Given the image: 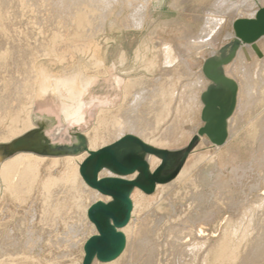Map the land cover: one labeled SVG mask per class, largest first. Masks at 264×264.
I'll return each instance as SVG.
<instances>
[{"label": "rangeland", "instance_id": "374dc122", "mask_svg": "<svg viewBox=\"0 0 264 264\" xmlns=\"http://www.w3.org/2000/svg\"><path fill=\"white\" fill-rule=\"evenodd\" d=\"M83 1L0 0V170L2 165L19 155L44 159L79 156L88 145L89 133L94 131L96 136L97 133L100 135L104 119L113 118L119 112L129 80H137L140 77L146 81L149 78L147 82H152L160 78L163 92H179L181 85L191 82L190 78L192 81L197 77L203 78L201 69L204 63L213 59L220 48L233 41L224 38L225 32L233 34L231 16L226 18L222 33L217 35L213 42H191V38L195 34L198 35L203 27L205 14L213 10L211 4L215 0H148L140 29L130 28L127 22L132 17L139 16L138 7L144 0H114L112 3V0H106L107 3L105 0H95L96 3L92 0L91 4L85 0L87 6ZM243 1L252 10L264 7V2L260 0ZM98 2L103 5L97 4ZM174 4H177V8ZM98 5L109 7H106L109 10L105 8L106 17L101 27H98V16L104 8L99 10ZM248 17L249 14L244 16ZM92 20L95 25L97 20L99 21V33ZM88 22L96 27L91 28L94 36L89 32L91 25ZM258 44L262 46V43ZM163 45L170 46L178 60L170 70L183 66L187 73H190L189 77L182 81L176 77L178 71L172 70L174 78L171 75L170 80L167 79L170 70L161 68L164 62ZM95 47L98 60L104 62L102 64L106 74L102 76H96L98 70L91 61ZM237 52L238 50L227 64L221 66L223 75L232 69L230 79L240 83L236 99L239 107L228 144L211 152L204 146L201 147L197 138L196 144L186 154L185 150L191 141V138L186 137L178 147L168 148L173 150L170 153L176 156L164 175H170L177 170L176 176L163 187L155 189L152 195L133 191L136 197H133L132 202L138 208L133 218V228L127 233L128 247H135L130 264H146L151 258L153 264H178L180 254L187 250L193 251V259H183L181 264H264V58L259 60L252 54L247 55L249 51H243V64L247 63L243 68L240 57L235 58ZM32 60L35 62L31 63ZM250 66L254 67L250 69ZM241 68L244 69V75L240 72ZM35 70H42L52 79L76 78L75 84L94 76V82L81 97V114L84 117L81 122L73 124L65 121L60 105L69 106V101L59 99L60 105L53 101L54 103L42 107L36 106L34 99L30 105L26 103L28 97L37 91L36 85H31ZM246 70L248 73H245ZM25 74L28 75L26 81ZM37 77L40 78L38 73ZM204 80L208 86L211 85L206 78ZM23 82L25 86L21 87L19 84ZM244 84L247 86L244 87ZM22 88L23 91L25 89L24 92L20 91ZM62 93L61 97L67 98L63 90ZM167 104L169 117L162 122L158 130L174 119H184L176 114L181 109L176 95L169 98ZM27 111L30 112L31 128L24 124ZM104 112L108 113L106 117ZM190 116L193 126L197 129L203 126L199 112L194 111ZM57 129H61V132L56 133ZM226 129L228 130V123ZM198 155L212 159L177 178L185 164ZM48 166L47 163L41 166L40 179L38 177L37 182H33L26 191L17 184L15 189H10L0 176V264H82L83 238L86 233L80 220L83 214L82 203L79 201L75 206L70 205V198L68 197V200L63 194L55 198L56 202L51 201L48 205L42 200V184L45 180L49 177H61L65 173L63 168ZM255 184H258V187ZM73 192L78 194L76 189ZM74 198L76 199V196ZM52 209L57 212L54 213ZM147 238L152 240V244ZM254 240L255 244L250 243ZM137 241L138 244L135 245ZM74 244L77 247H74ZM221 247L227 251L237 250L235 263L222 258ZM95 264L102 263L96 261Z\"/></svg>", "mask_w": 264, "mask_h": 264}, {"label": "bare ground", "instance_id": "6f19581e", "mask_svg": "<svg viewBox=\"0 0 264 264\" xmlns=\"http://www.w3.org/2000/svg\"><path fill=\"white\" fill-rule=\"evenodd\" d=\"M8 1V0H7ZM85 1V0H84ZM83 1V2H84ZM89 2L92 0H88ZM95 1V0H93ZM92 1V2H93ZM100 1V0H99ZM110 1V0H108ZM116 1V0H115ZM124 1H128V0H124ZM143 1V0H142ZM150 1V0H149ZM148 0H144L141 5L138 7L139 8V16L136 18L132 17L131 19H129V21L127 22V26L129 25V27L131 28H136V29H140V27H142L143 24V16H144V11L147 8V4L149 2ZM201 1V0H200ZM262 3L264 2V0H260ZM4 2V1H3ZM2 2V3H3ZM74 2V0H73ZM78 2V1H77ZM76 2V3H77ZM82 2V1H80ZM105 2L107 3V1L105 0ZM104 2V3H105ZM114 2V0L111 1V3ZM202 2V1H201ZM206 2V1H205ZM210 2V0H209ZM208 2V3H209ZM1 3V4H2ZM96 3V1L94 2ZM4 4V3H3ZM6 4V2H5ZM91 4V2L89 3ZM97 4H102V3H97ZM205 4V3H203ZM211 4V3H209ZM80 5V3L78 4ZM84 5H88L87 3ZM94 5V4H93ZM98 5V9L99 8H104V6H100ZM103 5V4H102ZM111 5V4H110ZM109 5V6H110ZM177 5V4H176ZM176 5L174 4V7H176ZM213 6V10L211 12H208L205 14V17L203 19V27H201L200 32L198 35L195 34V36H193L191 38V42L193 41V43H208L210 41H212L217 35L221 34L223 31V28L225 26L226 23V18L227 17H233V22L237 19H242L244 18L245 15L249 14L250 17L252 18L255 14V12L258 10V8H256V10H252L251 7L249 5L245 4V1L240 0V1H234V0H215L214 2H212L211 4ZM76 6V5H75ZM81 6V5H80ZM113 6V5H111ZM192 6V5H191ZM77 7V6H76ZM89 7V6H88ZM93 7V6H92ZM96 7V4H95ZM108 6H105V8ZM209 7V6H208ZM211 7V6H210ZM91 8V7H90ZM89 8V9H90ZM102 8V9H103ZM104 8V9H105ZM109 8V7H108ZM106 8V9H108ZM177 8V7H176ZM196 8V7H195ZM204 8V7H203ZM88 9V11H89ZM102 10L101 14L98 16L99 20H100V25L98 27H101L102 22H104L103 20L106 17V9ZM111 9V8H110ZM197 9V8H196ZM205 9V8H204ZM207 9V6H206ZM92 10H96L97 9H93ZM101 10V9H99ZM109 10V9H108ZM192 10V9H191ZM194 11V10H193ZM200 11V10H199ZM87 12V11H86ZM99 12V11H98ZM109 12V11H108ZM205 12V11H203ZM90 13V12H89ZM92 13V12H91ZM194 13V12H193ZM84 14V13H83ZM82 14V16H84ZM88 14V12H87ZM187 14V13H186ZM190 14V13H189ZM192 14V13H191ZM89 15V14H88ZM108 15V14H107ZM188 15V14H187ZM197 15V14H196ZM199 15V14H198ZM81 16V15H80ZM79 16V17H80ZM203 17V15H201ZM97 17V16H96ZM109 17V16H108ZM84 18V17H83ZM81 18V19H83ZM88 18V17H86ZM96 19V18H95ZM98 19V18H97ZM199 19V18H198ZM232 19V18H231ZM230 19V20H231ZM89 20V18H88ZM84 21V20H81ZM200 21V20H199ZM124 22V21H123ZM126 22V21H125ZM232 22V24H233ZM93 23V20H92ZM97 25L99 24V21L97 20ZM201 23V22H199ZM88 24H90L88 22ZM95 25V23H93ZM93 24H90V30L89 32L93 35L92 30L95 29L97 27V25L93 26ZM123 25H125V23H123ZM198 25V24H197ZM201 25V24H200ZM232 26V25H231ZM230 26V27H231ZM93 27V29L91 30V28ZM95 27V28H94ZM97 27V29H98ZM128 28V27H127ZM186 29V28H185ZM99 30L98 31L99 33ZM101 30H103L101 28ZM95 31V32H96ZM191 31V30H190ZM196 31V30H195ZM199 31V30H198ZM88 32V33H89ZM87 33V34H88ZM89 33V34H90ZM198 33V32H197ZM233 33V30H232ZM189 34V33H188ZM91 35V36H92ZM95 35V34H94ZM93 35V36H94ZM185 38V37H184ZM218 38V37H217ZM225 39H233V41L235 40L234 34H231L229 32H225L224 35ZM179 40V39H178ZM186 41V40H185ZM214 41V40H213ZM212 41V42H213ZM217 41V40H215ZM232 41V42H233ZM211 42V43H212ZM232 42L229 43L226 46H223L222 48H220L218 50V52L214 55L215 57L213 59L219 61L224 59L225 57H227L228 55H230L231 53V45ZM162 43V42H161ZM258 43H262V46H259ZM93 44V43H92ZM163 44V43H162ZM167 44V43H166ZM97 45V44H96ZM95 45V46H96ZM183 45V44H182ZM93 46V45H92ZM98 46V45H97ZM175 46V45H174ZM100 48V47H99ZM163 50H162V55L164 58V62L162 63V67L164 69H171V67L174 65V63H176L177 58L174 56L173 50L170 48V46L168 45H163ZM179 48V47H178ZM196 48V47H195ZM195 50V49H194ZM238 52L236 54L235 58H239L241 65L243 66V68L245 67L243 63H244V59L243 56L241 57V54L243 53V51H249L248 54H252V56H254L256 59L262 60L264 58V37H262L259 41H257L255 44L253 45H241L239 46V48L237 49ZM88 51V50H87ZM182 51V50H181ZM158 52V51H157ZM179 52V51H178ZM177 52V53H178ZM75 53V52H74ZM93 55L91 57V61L93 62L94 67L96 68V70H98L96 73V76L100 75H105L106 72L104 71L103 68V64L104 62H101L100 60H98V51L95 47L94 52H92ZM100 53V51H99ZM76 54V53H75ZM183 54V53H182ZM193 54V53H192ZM214 54V53H213ZM212 54V55H213ZM77 55V54H76ZM179 55V54H178ZM246 55V53H245ZM24 56V54H23ZM78 56V55H77ZM183 56V55H182ZM189 56V53H188ZM246 57V56H245ZM156 58V57H155ZM160 58V57H159ZM179 58V57H178ZM67 59V58H66ZM162 59V58H161ZM182 59V58H181ZM206 59V58H205ZM184 60V59H183ZM19 61V60H18ZM17 61V62H18ZM104 61V60H103ZM163 61V60H162ZM178 61V60H177ZM251 61V60H250ZM2 62V61H1ZM0 62V63H1ZM8 62V61H6ZM13 62V61H12ZM31 63H34L35 61L32 60L30 61ZM75 62V61H74ZM90 62V61H89ZM258 62V61H257ZM4 63V62H3ZM10 63V62H8ZM19 63V62H18ZM234 63V62H233ZM256 63V62H255ZM5 64V63H4ZM13 64V63H11ZM178 64V63H177ZM182 64V63H181ZM16 65V63H15ZM15 65H13V67H15ZM20 65V64H19ZM253 65V64H252ZM21 66V65H20ZM82 66V65H81ZM160 66V65H159ZM176 66V65H175ZM235 66V65H234ZM257 66V65H256ZM85 67V65H84ZM106 67V66H105ZM254 67V66H252ZM250 66V69L252 68ZM16 68H20V67H16ZM83 68V67H82ZM160 68V69H161ZM81 69V68H80ZM86 69H88L86 67ZM90 69V68H89ZM246 69V68H245ZM79 70V69H78ZM95 70V71H96ZM106 70V69H105ZM172 70H174L175 72L178 71L177 76L180 80L185 79L187 77H189L190 73H187L186 68L185 67H175ZM172 70H170V72L166 71V73L168 72L167 76L169 78V76H171V72ZM202 70V69H201ZM232 70V69H231ZM231 70H228L225 75L227 76V78L230 79L232 72ZM239 70V69H238ZM248 70V69H247ZM246 70L245 73H248V71ZM161 71V70H160ZM173 71V72H174ZM233 71V70H232ZM244 69L241 68L240 72H243ZM250 71V70H249ZM81 72V71H80ZM91 72V71H90ZM174 72V74H175ZM219 73H222V68L218 69ZM239 72V73H240ZM37 73L39 74L40 78L37 77ZM49 73V72H48ZM86 73V71H85ZM92 73V72H91ZM90 73V74H91ZM164 73V72H162ZM237 74V71L235 72ZM238 73V74H239ZM257 73V71H256ZM242 75H244V72L241 73ZM252 74V71H251ZM26 75V74H25ZM88 75V74H87ZM83 76V74H82ZM89 76V75H88ZM95 76V77H96ZM99 76V77H100ZM166 76V75H165ZM166 76V77H167ZM173 76V75H172ZM236 76V75H235ZM240 76V74H239ZM249 76V75H246ZM94 77V76H93ZM92 78H87L84 82H80L78 84H75V79L72 78H68V79H52L49 77V75L47 76V73L43 72L42 70L40 71H36L34 72V78L32 79V86L33 84H35L37 91L35 90V92L33 94L30 95V97H28L27 99V104L30 105L31 100H35V104L36 106H48L49 104H51L53 101L56 102L57 104H59L58 102L59 99L60 100H64V102H70L71 105L69 106H61V113L64 116L65 121H69L70 123L73 122L74 123H79L82 121V119L84 117H82L81 114V109L83 107V101L81 102V97L82 95L86 92V90L88 89V87L92 84V82H94V79ZM108 77V76H107ZM234 77V75H233ZM253 77V76H252ZM250 77V78H252ZM24 78V77H23ZM103 78H106L103 76ZM148 78V77H146ZM165 78V77H164ZM174 78V76H173ZM177 78V79H178ZM235 78V77H234ZM239 78V77H238ZM257 78V77H256ZM31 79V78H30ZM98 79V78H97ZM96 79V80H97ZM149 79V78H148ZM147 79V81H148ZM157 79V78H156ZM189 79V78H188ZM187 79V80H188ZM205 78L200 77V78H196L193 81L190 80L191 82L189 83H185L183 85L180 86L179 92H169V93H165L163 92L162 89V81L160 78H158L156 81H152V82H147L146 80L143 79H137V80H129L127 82V85L125 87V93H124V98H123V102H122V106L119 110V112L116 113V115L112 118H106L104 119V124H103V131L101 132V134L99 135L97 133V136L94 134V131L89 133V139H88V145L86 147L87 151H96L102 147L111 145L112 143L120 140L121 138L125 137L126 135H131L133 137H136L137 139L141 140L143 143H145L146 145L155 148V149H159V150H165L168 153L173 152V150H168V148H173L177 145H179L186 137L188 138H194L197 137L200 141V145L201 147L204 146L206 149L210 150L211 152L214 151V149H218L220 147H223L224 145L228 144V141L230 140L231 137V132H232V124L234 122V117L237 114L238 111V101H236V106L234 109V112L232 114V116L228 119V130H227V139L225 141V143L222 146H213L209 143V141L205 138V137H198L197 133H198V129L193 126V121L189 118H191V113L192 112H199L201 111V101H200V96L202 95V93L204 92L205 89H207L208 84L207 81L204 80ZM28 80V75H26L25 77V81ZM77 80V79H76ZM95 80V82H96ZM179 80V81H180ZM186 80V81H187ZM233 80L238 88L237 94L239 93L240 90V83L237 82L235 79H231ZM23 81V79H22ZM185 81V80H184ZM260 81V80H259ZM169 82V81H168ZM175 82V81H174ZM174 82H172L174 84ZM250 82V81H249ZM252 82V81H251ZM255 82V81H254ZM77 83V82H76ZM178 83V82H177ZM168 84V83H167ZM170 84V82H169ZM248 84V83H247ZM247 84H244V87L247 86ZM257 85V83H255ZM260 84V83H259ZM19 85H22L21 87L25 86V83H21ZM165 85V83H164ZM253 85V83H252ZM170 86V85H168ZM255 86V85H254ZM34 87V88H35ZM243 87V88H244ZM253 87V86H251ZM250 87V89H251ZM257 87V86H256ZM259 87V86H258ZM164 88V87H163ZM90 89V88H89ZM175 89V88H174ZM246 89V88H245ZM253 89V88H252ZM255 89V88H254ZM253 89V90H254ZM65 92L67 94V98L63 99L61 97V93ZM23 91V88L22 90ZM25 91V89H24ZM23 91V92H24ZM243 91V90H242ZM257 91V90H255ZM88 93V91H87ZM26 94H28V92H26ZM63 94V93H62ZM86 95V94H85ZM89 95V94H87ZM176 95V98L178 99L179 102V106H181V109H179V111L176 113L178 115H180V117H184V119L182 120H173L171 122H168L169 120H167L168 123H166L164 126V128H162L161 130H158L161 126H162V122L166 121L165 119H167L169 117V107L167 104V100L169 98H174ZM7 96V95H6ZM64 96V94H63ZM226 94H224L222 96V98L225 100L226 99ZM244 96V95H243ZM251 96V95H250ZM253 96V95H252ZM66 97V96H65ZM85 97V96H84ZM255 97V96H254ZM253 97V99H254ZM246 98V96H245ZM250 101L251 98L249 97ZM248 100V99H247ZM249 101V102H250ZM53 102V103H54ZM244 102V101H243ZM248 103V101H245ZM61 103V102H60ZM245 103V105L247 104ZM26 104V105H27ZM67 104V103H65ZM242 104V103H241ZM32 106V104H31ZM34 107V106H33ZM247 107V106H246ZM30 108V107H29ZM54 108V107H53ZM32 109V108H31ZM29 110V109H28ZM110 113V111H109ZM107 112H104L103 115L106 117L107 116ZM111 114V113H110ZM101 120V119H100ZM24 124H26L27 128H31V118H30V112L27 111L25 116H24ZM64 124V123H62ZM67 125V124H66ZM77 125V124H76ZM61 129H57L56 133H60ZM21 133V132H20ZM10 134V133H9ZM15 134V133H14ZM13 135V134H12ZM1 136V135H0ZM99 136V137H98ZM12 137V136H11ZM14 137V136H13ZM182 144V143H181ZM178 147V146H177ZM176 148V147H175ZM126 151H130L132 150L131 147L126 148ZM174 149V148H173ZM171 154V153H170ZM197 155V154H196ZM215 155V154H214ZM87 153L86 151L82 152L79 156L76 157H65V158H53V159H44V158H38L32 155H19L13 159H11L9 162L5 163L4 165L1 166V170H0V176L3 180V183H5L7 185V187H9L10 189H15V184L17 185H21L24 190L26 188H30L32 186V183L37 182V178L40 176V168L41 166H44L45 163H47L50 167H55V168H63L65 173L64 175H62L61 177H54V178H47V180H45L43 185V196H42V200L45 201V203H47V205L49 204V202L51 201H55V198L57 196L60 195H65V198L68 199V197L70 198V202H68L70 205H76L77 203H82L83 206V214L80 218L81 222H83L84 226H85V238H83V243L85 244V242L87 241V239H89L91 236L96 235V231L94 226L88 221L87 219V210L89 209V207L93 204L96 203L98 201H101L103 203H107L109 201L108 198H105L103 196H101L99 193H97L96 191H93L92 189L88 188L82 181L80 175H79V166L81 165V163L83 162V160L86 158ZM212 157V156H210ZM215 157V156H214ZM209 157H206L204 155H198L197 157L192 158V160L189 163H186L185 166L183 167L180 175L177 178H181L183 174L187 173L188 170H191L194 167H197L201 164H203L205 161H208ZM215 160V159H214ZM145 161L147 162L149 169L150 170H154L155 168L158 167V165L160 164V160L156 157L153 156H146L145 157ZM48 166V167H49ZM48 169V168H47ZM46 169V170H47ZM54 169V168H51ZM56 169V170H57ZM50 170V169H49ZM51 171V170H50ZM54 171V170H53ZM59 171V170H58ZM55 174V173H54ZM52 175V174H51ZM43 176V175H42ZM41 176V177H42ZM54 176V175H53ZM107 176H112L108 171L103 170L101 171V173L99 174V177H107ZM137 176V174L127 178V179H133ZM48 177V176H47ZM40 179V177H39ZM45 179V178H44ZM16 182H13V181ZM44 181V180H43ZM175 184V183H174ZM220 184V183H219ZM4 185V184H3ZM5 185V186H6ZM40 185V184H39ZM38 185V186H39ZM176 185V184H175ZM256 185V184H255ZM37 186V185H36ZM164 185H157L156 186V190L159 189L160 187H163ZM258 187V184L256 185ZM256 187V188H257ZM28 188V190H29ZM251 188V187H247ZM254 188V190L256 189ZM78 191V194H74V190ZM216 189V188H215ZM18 190V189H17ZM35 190V189H34ZM217 190V189H216ZM250 190V189H249ZM252 190V189H251ZM26 191V190H25ZM31 191V190H30ZM36 191V190H35ZM34 191V192H35ZM135 191L137 192V189H135ZM134 191V192H135ZM139 191V190H138ZM11 192V191H10ZM32 192V191H31ZM134 192L131 194L130 199L132 202L133 197L136 195H134ZM141 192V191H140ZM203 192V191H202ZM225 192V191H224ZM29 193V192H28ZM142 193V192H141ZM222 193V192H221ZM244 193V192H243ZM250 193V192H249ZM12 194V193H11ZM143 194V193H142ZM235 194V193H234ZM238 194V193H237ZM242 194V193H241ZM37 195V194H35ZM34 195V196H35ZM74 195V197L76 196V199L72 198V196ZM38 196V195H37ZM164 196V195H163ZM224 196V195H223ZM36 197V196H35ZM136 197V196H135ZM13 198V197H12ZM26 198V197H25ZM31 198V197H30ZM61 198V197H58ZM10 199V198H9ZM17 199V198H16ZM28 199V198H27ZM34 199V198H33ZM39 199V197H38ZM37 199V201H38ZM168 199V198H166ZM15 200V199H14ZM31 200V199H30ZM57 200V199H56ZM59 200V199H58ZM199 200V199H198ZM10 201V200H9ZM18 201V200H17ZM21 201V200H20ZM29 201V200H28ZM36 201V200H35ZM65 201V200H64ZM134 201V199H133ZM34 202V201H33ZM56 202V201H55ZM66 202V201H65ZM142 202V201H141ZM254 202V201H253ZM37 203V202H36ZM53 203V202H52ZM64 203V202H63ZM23 204V203H22ZM25 204V203H24ZM39 204V203H38ZM51 204V203H50ZM139 204V203H138ZM263 204V203H262ZM30 205V204H29ZM32 205V204H31ZM56 205V204H55ZM60 205V204H59ZM62 205V204H61ZM80 205V204H79ZM142 205V204H141ZM140 205V206H141ZM7 206V205H6ZM41 206V205H40ZM64 206V205H63ZM67 206V205H66ZM78 206V205H77ZM262 206V205H261ZM26 207V206H25ZM29 207V206H28ZM35 207V206H34ZM38 207V206H37ZM44 207V206H43ZM47 207V206H46ZM52 207V206H51ZM53 207H55L53 205ZM52 207V208H53ZM65 207V206H64ZM72 207V206H71ZM70 207V208H71ZM39 208V207H38ZM77 208V207H76ZM79 208V207H78ZM137 208L135 205H133L132 202V211H131V216H130V220L128 222V224L126 225L125 228H123L121 230V232L123 233V235L125 236L126 239V246L124 251L122 252V254L119 256V258H117L115 261L110 262L108 264H130L131 259L134 256V249L135 247H128V240H127V233L129 232V230H131V228H133L132 226L134 225V216L136 215L137 212ZM3 209V208H2ZM8 209V208H7ZM22 209V207H21ZM42 209V208H41ZM45 209V208H44ZM55 209V208H54ZM67 209V208H66ZM25 210V209H24ZM47 210V209H46ZM53 210V209H52ZM73 210V209H72ZM76 210V209H74ZM198 210V209H197ZM248 210V209H246ZM3 211V210H2ZM26 211V210H25ZM38 211V210H37ZM51 211V210H50ZM69 211V210H68ZM42 212V211H41ZM45 212V210H44ZM49 212V210H48ZM54 212V210H53ZM57 212V211H55ZM54 212V213H55ZM70 212V211H69ZM250 212V211H249ZM1 213V212H0ZM10 213V212H9ZM11 214V213H10ZM30 213H28L29 215ZM204 214V213H203ZM4 215V214H3ZM23 215V214H22ZM26 215V214H25ZM27 215V216H28ZM31 215V214H30ZM43 215V214H42ZM47 216V214H44ZM58 215V214H57ZM210 215V214H209ZM11 216V215H10ZM24 216V215H23ZM32 216V215H31ZM139 216V215H138ZM2 217V215H1ZM53 217V216H52ZM143 217V216H142ZM160 217V216H159ZM211 217V216H210ZM32 218V217H31ZM42 218V217H41ZM40 218V220H41ZM44 218V217H43ZM54 218V217H53ZM202 218V217H201ZM4 219V216H3ZM139 219V218H138ZM159 219V218H158ZM163 219V218H161ZM159 219V220H161ZM208 219V218H207ZM22 220V219H21ZM39 220V221H40ZM202 220V219H201ZM3 221V220H2ZM52 221V220H51ZM49 222V221H48ZM44 224V223H43ZM53 224V223H52ZM75 224V223H73ZM156 224V223H155ZM258 224V222H257ZM17 225V224H16ZM1 226V225H0ZM54 225H52L53 227ZM2 227V226H1ZM50 227V226H48ZM242 227V226H241ZM135 228V227H134ZM2 230V229H1ZM199 230V229H198ZM238 230V229H237ZM20 231V230H19ZM135 231V230H134ZM30 232V231H29ZM181 232V231H180ZM9 233V232H8ZM40 233V232H39ZM42 233V232H41ZM205 233V232H204ZM7 234V233H6ZM5 234V235H6ZM10 234V233H9ZM21 234V233H20ZM33 234V233H32ZM201 234V233H200ZM47 235V234H45ZM44 235V236H45ZM142 235V234H141ZM148 235V233H147ZM247 235V234H246ZM10 236V235H8ZM33 236V235H32ZM175 236V234L173 235ZM184 236V235H183ZM27 237V236H26ZM29 237H31L29 235ZM151 237V236H150ZM172 237V236H171ZM6 238V237H5ZM38 238V237H37ZM43 238V236H42ZM47 238V237H46ZM173 238V237H172ZM178 238V237H176ZM246 238V237H245ZM28 239V237L26 238ZM143 239V237H142ZM148 239V238H147ZM186 239V238H185ZM37 240V239H36ZM149 240V239H148ZM38 241V240H37ZM141 241V240H140ZM139 241V243H141ZM151 243V239L149 240ZM29 242V241H28ZM242 242V241H241ZM6 243V242H5ZM250 243L255 244V240L251 241ZM28 244V243H27ZM30 244V243H29ZM33 244V243H32ZM83 244V246H84ZM138 244L135 243V245ZM152 244V243H151ZM150 244V245H151ZM142 245V244H141ZM49 246V245H48ZM138 246V245H137ZM202 246V245H201ZM241 246V245H240ZM255 246V245H254ZM26 247V246H25ZM74 247H77V245ZM128 247V249H127ZM149 247V246H147ZM157 247V246H155ZM244 247V246H243ZM143 248V247H141ZM151 248V247H150ZM153 248V247H152ZM151 248V249H152ZM25 249V248H23ZM138 249V248H136ZM159 249V248H158ZM178 249V247H177ZM191 249V248H190ZM252 249V248H251ZM145 250V249H144ZM239 250V249H238ZM21 251V250H20ZM76 251V250H75ZM78 251V250H77ZM83 251V248H82ZM140 251V250H139ZM152 251V250H151ZM150 251V252H151ZM154 251V250H153ZM152 251V252H153ZM160 251V250H159ZM204 251V250H203ZM209 251V250H208ZM193 251L192 250H187V251H183L180 254V261L183 262V259H187V260H191L193 259ZM206 252V251H205ZM210 252V251H209ZM249 252V251H248ZM23 253V252H22ZM21 253V254H22ZM220 253L222 258L227 259L228 261H230L231 263H235L237 257H238V253L237 250H229L227 251L226 248H222L220 249ZM136 254H141V253H136ZM156 254V253H154ZM179 254V253H178ZM2 255V254H1ZM142 255V254H141ZM145 255V254H144ZM84 257V253L83 256ZM145 257V256H144ZM264 257V256H263ZM139 258V257H137ZM147 258V257H146ZM247 258V257H246ZM7 259V258H6ZM173 260V258H171ZM4 260V258H3ZM81 260V259H80ZM146 260V259H145ZM152 258L146 263V264H153L152 263ZM167 260V259H166ZM7 261V260H6ZM178 262V264H181V262ZM198 261V260H197ZM142 262V261H141ZM172 262V261H170ZM2 263V262H1ZM96 260H94L92 262V264H95ZM3 264V263H2ZM81 264V263H80ZM107 264V263H105ZM132 264V263H131ZM163 264V263H162ZM200 264V263H199ZM242 264V263H240Z\"/></svg>", "mask_w": 264, "mask_h": 264}, {"label": "water", "instance_id": "95a60500", "mask_svg": "<svg viewBox=\"0 0 264 264\" xmlns=\"http://www.w3.org/2000/svg\"><path fill=\"white\" fill-rule=\"evenodd\" d=\"M235 40L231 53L222 60L209 59L202 69L204 77L211 85L200 96L202 109L198 137H205L213 146H222L227 139V120L232 116L237 99V85L218 69L227 64L241 45H253L264 37V7L258 8L252 18L237 19L232 24ZM226 94L224 100L222 96ZM197 142L191 139L186 148L188 154ZM128 147L132 150L126 151ZM86 151L87 156L79 166L83 183L101 196L107 203L98 201L87 210V219L94 226L96 235L91 236L83 246L82 264H92L94 260L105 264L115 261L125 249L126 239L121 230L126 227L132 211L131 194L135 189L145 195H152L157 185L170 182L177 170L164 175L176 154L152 148L131 135H126L111 145L96 151ZM160 160L153 171L149 169L146 156ZM106 170L112 176L99 177ZM133 179H127L133 175Z\"/></svg>", "mask_w": 264, "mask_h": 264}]
</instances>
